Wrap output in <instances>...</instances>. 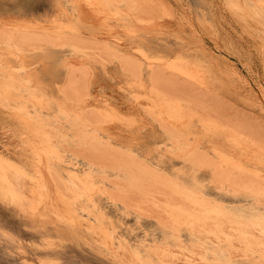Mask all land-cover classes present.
Returning a JSON list of instances; mask_svg holds the SVG:
<instances>
[{
  "label": "bare ground",
  "instance_id": "obj_1",
  "mask_svg": "<svg viewBox=\"0 0 264 264\" xmlns=\"http://www.w3.org/2000/svg\"><path fill=\"white\" fill-rule=\"evenodd\" d=\"M166 1L63 0L52 20L0 15V105L15 122L2 131L0 200L39 220L81 215L127 264H262L264 88L253 103L243 76L202 49L166 55L134 44L127 34L164 28ZM124 18L136 25L119 32ZM115 60L126 110L91 88L90 63ZM230 97L253 103L257 117L239 105L231 112ZM146 126L167 156L138 145ZM150 213L162 233L144 221Z\"/></svg>",
  "mask_w": 264,
  "mask_h": 264
},
{
  "label": "rangeland",
  "instance_id": "obj_2",
  "mask_svg": "<svg viewBox=\"0 0 264 264\" xmlns=\"http://www.w3.org/2000/svg\"><path fill=\"white\" fill-rule=\"evenodd\" d=\"M167 1L166 2L172 8V16L161 15V17L158 18V20L161 21V23L158 21L159 24H162L164 28L143 33V30L135 26L138 31L129 35L127 34V36L134 41V44H143L151 50L159 49L166 55H172L173 53H177V51L190 55L196 50H204V52L213 56L216 61H218V64L225 72L229 69V71L237 72L241 77L243 76L242 78L246 80L242 82L245 83V88L243 89L245 90L244 93L254 103L257 95H260V89L264 88V67H261L264 66V10L248 0H237L239 8L227 7L229 4L228 0ZM56 4L64 5V2L63 0H0V15H10L16 19L35 17L39 20L45 18L52 20L55 11L58 9L54 7ZM38 5L43 8V11L38 10ZM164 20H166V22ZM167 22L170 23L171 26ZM123 23L130 25L135 24L132 19L124 18V20L118 23L117 28L120 30L119 32L125 31ZM187 26L191 30L188 29ZM172 34H175V36ZM197 39L201 40L199 41ZM185 40H187L186 42L188 44ZM195 40L197 41L195 42ZM175 43L178 44L175 45ZM201 44H203V46ZM190 46L195 47L191 49ZM205 48L207 51H205ZM176 49L178 50L176 51ZM224 63H226L225 65L227 66L222 65ZM90 64L92 68L90 79L92 91L95 94L98 93L100 96H105L120 109L126 110L124 105L130 106L129 102L125 99L128 95H122V93L125 92H121L118 88V82L119 84L120 81L123 83L126 76L123 75L119 63L115 60L112 61V63L107 62V64L100 67V64L96 62H91ZM113 76H116V78H113ZM225 76L227 77L226 73ZM107 80L109 82H107ZM235 80L237 81L236 83H238V87L240 79L235 78ZM106 82L108 84L110 83V85L108 86ZM52 90L56 93L54 87H52ZM228 101L231 107L230 111L232 112L233 110V113H235V106L239 105L240 107L238 109L236 108L238 110H236V112L239 113V111H241L239 109L244 108L243 111L245 114L247 113L249 115L252 112L251 117L257 115L254 107H249L253 103L246 105L240 102L239 99L235 100L234 98ZM245 108L247 112H245ZM256 117L257 116L254 118ZM14 123L10 111L0 105L1 149H3V147L6 149L9 148L6 142L7 139L2 136L3 128L6 126L12 128L15 126ZM141 130L138 138L139 146H143L147 150L157 151L159 154H166L167 150L165 147L161 143L158 145V142H160L162 138L154 126H146ZM200 134L201 137H205V132L201 131ZM207 137L211 140H215L219 144L222 143V140L217 136L208 135ZM167 155L168 154L165 156ZM0 206L1 208L4 207L2 209L0 208V264H41L42 261L46 262V264L128 263L126 258L118 256V254L113 251L112 244H110V246H104L100 242L99 236L89 230L88 226L90 225V221L81 215L79 216V214L76 216L77 218L80 217L79 221L75 223L57 220V217L52 213L46 215V217L43 218L44 220H39L36 216L30 217L28 214L13 208L11 205L1 200ZM148 215L149 214H144L142 216L144 221L162 233V230L165 229L156 221V213L152 215L150 213L151 216L149 215V217H146ZM5 231L10 232L15 237V240L12 241L4 238L3 233ZM182 234L185 237L187 236L184 230ZM243 260L241 258L239 259V261ZM121 261L124 263H121ZM245 263L246 262H244V264Z\"/></svg>",
  "mask_w": 264,
  "mask_h": 264
},
{
  "label": "snow or ice",
  "instance_id": "obj_3",
  "mask_svg": "<svg viewBox=\"0 0 264 264\" xmlns=\"http://www.w3.org/2000/svg\"><path fill=\"white\" fill-rule=\"evenodd\" d=\"M261 3H262V8H264V0H261ZM61 6L62 5H60V4L54 5V7H57V8L61 7ZM87 6L89 8H96V7H100L102 5H96V4L89 3ZM37 7H38V10L43 11V8L41 6L38 5ZM227 7L235 8L237 6L230 3L227 5ZM123 123L125 124L126 128L132 134L136 133L137 125H136L135 121L127 120V121H123ZM261 146H262V151H264V139H262V141H261ZM261 199L264 200V185L261 186ZM12 202L15 203V200H13ZM261 221H262V223H264V213H262V215H261ZM262 236H264V232H262ZM3 237L6 238L7 240H12V241L15 240V237L8 231H5L3 233ZM261 247L264 248V243H262ZM41 264H46V262L42 261ZM235 264H243V262L242 261H236ZM262 264H264V262H262Z\"/></svg>",
  "mask_w": 264,
  "mask_h": 264
}]
</instances>
